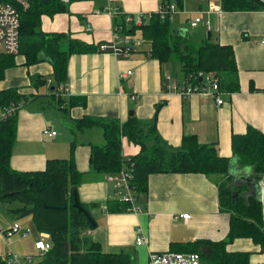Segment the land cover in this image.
Here are the masks:
<instances>
[{
  "label": "crops",
  "instance_id": "crops-1",
  "mask_svg": "<svg viewBox=\"0 0 264 264\" xmlns=\"http://www.w3.org/2000/svg\"><path fill=\"white\" fill-rule=\"evenodd\" d=\"M114 3L125 14L156 12L161 6V0H114ZM104 4L102 0H74L68 12L42 17L45 32H65L96 48L70 57L68 80L64 85L67 91L64 95L56 91L57 97L65 100L62 104L53 100L50 91L53 66L47 61L28 65L25 56L19 54L15 57L16 65L6 69L0 79V91L16 87L19 93L31 96L18 113L11 165L21 171L43 170L49 159L68 158L71 144L75 143L76 164L85 173L78 189L80 201L87 206L98 205L92 208L97 227L87 230L86 235L104 251L127 252L132 264H148L153 251L197 250L206 255L210 248L197 242L223 240L230 229V213L220 205L221 179L202 173H153L146 194L138 193L134 185L142 211H130L128 207L125 212H108V200L123 201L115 195L109 174L90 172L91 144L105 143L103 129L98 126L81 129L77 121L84 117H107L124 123L131 111L138 118L151 121L159 108L158 130L169 144L178 147L183 135L194 134L201 143L215 144L221 156L232 157L233 134H244L249 126L264 130V10L208 13L207 6L219 7L221 0H184L183 9L174 15V29L190 30L196 44L207 39L211 31V39L234 46L240 90L222 91L224 103L218 104L212 95L192 94L184 98L168 90L165 76H173L177 83L184 85L188 83L185 73L182 71L180 77L177 69L181 65L175 60L160 63L151 57V43L139 29L130 35L121 32L116 41L120 48H131L127 57L101 50L100 46L110 43L114 34L113 17L96 12ZM200 14L211 18V30L204 23L190 26V19ZM129 70L131 74H127ZM37 76L39 85L32 80ZM132 94L138 98L133 100ZM71 96L85 97L86 105L69 107ZM36 100H41L42 111L32 105ZM49 106L55 108L48 111ZM46 128L56 131V135L45 134ZM140 149V145L122 137L124 157L134 156ZM230 175L233 184L247 182L252 177L250 170L240 168L235 158L231 160ZM20 206L8 208L10 216L0 215V230L11 227L15 221L36 229L31 216L19 218L13 213ZM186 213L190 218L182 217ZM40 233L37 232V237ZM139 235L146 238L145 244H137ZM3 238L10 246V239ZM227 249L250 252L249 264H264V246L252 238H236ZM202 264H208L206 257H202Z\"/></svg>",
  "mask_w": 264,
  "mask_h": 264
},
{
  "label": "trees",
  "instance_id": "trees-1",
  "mask_svg": "<svg viewBox=\"0 0 264 264\" xmlns=\"http://www.w3.org/2000/svg\"><path fill=\"white\" fill-rule=\"evenodd\" d=\"M74 0H71L73 2ZM20 14V52L28 65L49 62L53 66V80L50 91L53 100L62 104L63 97H57L56 91L68 80L69 60L73 54L88 53L95 50L89 44L65 32H45L42 29V17L68 12L69 4L62 0H29V6L11 1ZM175 3L179 10L184 7V0H161V6ZM113 16L114 26L119 32L128 35L136 30L142 32L145 40L150 41V55L160 63L173 58L178 60L188 82L200 84L198 74L205 78L216 79L221 91L240 90L239 69L234 46L221 44L213 39H205L201 44L194 42L190 30L174 29V19L170 16L161 18V14L149 13L141 25L126 22L123 8ZM210 4L207 6L209 8ZM207 8V9H208ZM225 12L264 10V0H221ZM206 9V10H207ZM245 38V35L243 36ZM17 55L0 54V79L6 69L16 65ZM32 80L39 85L40 77ZM54 87V89H52ZM254 89V86H252ZM31 96L18 92L16 87L0 91V109L18 106L15 113L0 120V201H19L22 206L13 209L17 217L31 216L38 232L50 235L53 247L42 255L37 264H132V257L127 252H107L99 243L86 235L89 229L97 227L92 208L79 198V186L85 173L80 171L75 160V143L71 144L68 158H53L46 162V167L38 171L16 170L11 165L18 129V113ZM86 105V98L71 96L69 107ZM158 111L151 121H144L135 114L121 123L114 118L84 117L77 121L79 128L98 126L103 129L105 143L91 144L90 172L95 174H113L129 169L132 172V184L138 193L146 194L149 190V177L153 173H202L209 177L222 175L219 183L221 208L230 213V229L225 239L219 241L197 242L210 248L202 257L208 264H249L250 252H230L228 244L239 237L252 238L264 246V205L247 182L233 184L230 175L231 160L235 158L240 168H248L256 183L264 181V130L249 126L244 134H233L232 157L221 156L215 144L201 143L194 134L183 135L181 145L169 144L158 130ZM140 145V151L126 158L122 154V137ZM236 193V197H234ZM78 201L90 214L92 220L75 206ZM129 202L108 200L107 211L121 213L127 211ZM0 264H9L0 255Z\"/></svg>",
  "mask_w": 264,
  "mask_h": 264
},
{
  "label": "built area",
  "instance_id": "built-area-1",
  "mask_svg": "<svg viewBox=\"0 0 264 264\" xmlns=\"http://www.w3.org/2000/svg\"><path fill=\"white\" fill-rule=\"evenodd\" d=\"M12 1V0H11ZM18 4L27 8L29 6V0H13ZM65 3H70L71 0H62ZM105 4L99 8L96 12H106L112 17L120 12L119 7L114 4V0H102ZM178 7L175 3H171L166 7L160 6L158 12L161 14V18L165 16H170L171 19H174V15L178 12ZM208 13H221V6L216 7L212 4L206 10ZM149 16V13L139 12L137 14H128L126 17V22H134L136 25H141L144 22V18ZM200 23H204L208 30H211L213 27L212 20L210 17L206 18L204 16L197 15L190 19V26L196 27ZM20 14L17 7L10 2V0H0V54H10L17 55L20 52ZM120 32L117 27L114 26L113 39L110 43H104L100 46L101 50L107 51L111 50L116 55H123L127 57L131 53V48H120L117 46V39L119 38ZM128 42V41H127ZM132 70H129L127 74H131ZM198 76L203 80L200 84H193L188 82L184 85H180L177 81L170 75L165 76L166 88L170 91H174L182 95L184 98L190 97L192 94H208L215 96V99L218 104L224 103L223 98L221 97V89L219 82L216 79H209L207 76L205 78L203 72H200ZM59 92L61 95L67 91L64 85L59 87ZM131 98L136 100L138 98L137 94H132ZM20 105L11 104L9 107L0 109V120L6 119L9 116H12L17 107ZM45 134L50 136L56 135V131L46 128L44 130ZM108 180L114 183L115 195L119 199L125 202H129L130 211H142V207L137 203V198L134 191V185L132 184V172L129 169H124L120 173L110 174ZM264 186V184H263ZM261 199V198H260ZM261 201L264 204V195L262 196ZM190 214H183L184 219L190 218ZM30 227H23L18 221L13 222L11 227L7 229H1V234L9 240L15 235L27 236L31 233ZM146 238L143 235H139L136 238L138 245L146 243ZM35 247L38 250H41L42 254H45L53 247V242L50 238V235L47 233H40L37 241L35 242ZM8 263L9 264H22L21 256L10 251L8 253ZM25 260L28 264L33 263V258L30 255L25 256ZM148 264H202V256L198 252H178V251H164V252H151L148 259Z\"/></svg>",
  "mask_w": 264,
  "mask_h": 264
},
{
  "label": "rangeland",
  "instance_id": "rangeland-1",
  "mask_svg": "<svg viewBox=\"0 0 264 264\" xmlns=\"http://www.w3.org/2000/svg\"><path fill=\"white\" fill-rule=\"evenodd\" d=\"M192 31L194 32L195 30L192 29ZM141 40L142 39H138V41H141ZM172 60H175L179 64V62L175 58H173ZM177 72L179 73L180 77H182L181 75H182L183 72H182L181 68L177 69ZM32 105L33 106H38V109H40L41 111L43 109V106L41 105V100H36ZM54 108L55 107L49 106L48 107V111L49 110L52 111ZM57 111H59V110H57ZM216 177L221 179V180L223 179L222 175H216ZM84 178H85V176H84ZM261 184L263 185L264 181L261 182ZM16 204L19 205L21 203L19 201H11V202H9V201H7V202L0 201V215H5L6 214L7 216H10L8 208L16 207ZM263 217H264V214H263ZM37 232L38 231L36 229H32L31 233L28 234L25 237L21 236V235L13 236L12 238H10V246H8L7 241L3 238V236H2V234L0 232V255L3 258L7 259L8 258V253L10 251H13L14 253H16L19 256H21V263L22 264H28L26 262V260H25V256H27V255H29V256L31 255L32 258H33V262L35 261V263L37 261H41V260H39V258L42 257L43 254H42L41 250H38L35 247V242L38 239Z\"/></svg>",
  "mask_w": 264,
  "mask_h": 264
},
{
  "label": "water",
  "instance_id": "water-1",
  "mask_svg": "<svg viewBox=\"0 0 264 264\" xmlns=\"http://www.w3.org/2000/svg\"><path fill=\"white\" fill-rule=\"evenodd\" d=\"M211 35H212V32L211 31H209L208 32V38L210 39L211 38ZM53 89H54V87H52ZM130 114L131 115H133L134 114V112L133 111H131L130 112ZM248 181V184H250L252 187V189L251 190H253V192L255 193V195L258 197V198H261L262 199V196L264 195V187H263V185H260V184H258V183H256L255 182V180L252 178V177H250V178H248L247 179ZM236 193H234V197H236ZM74 206L80 211V212H84L86 215H87V217L89 218V219H91L92 220V217L90 216V214L87 212V210L78 202V201H76L75 202V204H74Z\"/></svg>",
  "mask_w": 264,
  "mask_h": 264
}]
</instances>
